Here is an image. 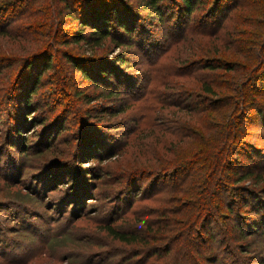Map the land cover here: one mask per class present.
<instances>
[{
    "label": "rangeland",
    "instance_id": "rangeland-1",
    "mask_svg": "<svg viewBox=\"0 0 264 264\" xmlns=\"http://www.w3.org/2000/svg\"><path fill=\"white\" fill-rule=\"evenodd\" d=\"M112 1L135 9L131 44L97 43L90 27L74 40L68 19L55 39L51 0H0V264H264V179L218 171L207 190L212 168L193 161L226 113L210 129L189 105L206 79L231 85L254 64L264 0H199L188 14L156 0L163 21L147 0ZM67 54L112 66L109 84L87 81ZM207 57L237 68L212 71ZM248 130L234 169L264 175V125ZM108 225L137 239H115Z\"/></svg>",
    "mask_w": 264,
    "mask_h": 264
},
{
    "label": "trees",
    "instance_id": "trees-1",
    "mask_svg": "<svg viewBox=\"0 0 264 264\" xmlns=\"http://www.w3.org/2000/svg\"><path fill=\"white\" fill-rule=\"evenodd\" d=\"M112 2V0H51L50 4L58 7L53 9V11H57V14L53 11L51 13L52 21L56 23L58 30L61 27L63 28L66 19L77 22L80 27L74 35V40L77 41L85 38L84 29L90 27L93 30L92 32L96 34L93 38L97 43L109 38L118 47L124 46V44H131L128 41H132L135 32L138 30V17L131 13L135 12V9H131L128 6H123L120 9L116 3ZM179 2L180 6L184 7V12L188 14L195 10L199 0H179ZM120 4L122 5V3ZM145 4L147 8H153L152 11L155 12L159 21H163V9L158 7L156 0H147ZM138 16L140 19L139 14ZM146 20L149 22L147 18ZM200 33L208 35V25L206 23L200 27ZM60 36L59 30L54 37L58 39ZM63 42L68 43L69 41L65 39ZM259 51L253 65L251 62L249 67L240 69L232 61H227L224 58L207 57L203 67L212 71L221 68L225 71H233L237 68V70H241L239 76L243 75L240 76V79L239 76L237 79L233 77V80L229 82L231 85L220 83V87H217L219 77H213L210 80L206 79L201 84L200 93L191 95L190 110L207 114L208 118H210L209 120H211L207 126L210 129L214 128L212 118L218 117V112L223 111L226 113L219 116V120L215 123V130H218L216 144L207 143L208 149L205 150L206 153L202 159L193 161L194 163L201 162L210 165L212 168L208 176L207 190L211 189L210 185L214 182L218 171H220L219 176L225 181L233 178L243 180L251 177L259 185L260 180L264 179L260 169L248 168L244 172H238L234 169V165L240 161V158H243L245 153L243 150L247 144V136L250 134L249 126L259 124V122L264 125V40ZM67 55L68 63L75 66L87 81H92L98 86L101 83L109 84V78L112 74L110 73V68L112 66L102 64L98 65L97 68L96 65L88 64V67H86V65L78 62L77 57L71 54ZM51 59L52 56L47 57L45 59L48 60L46 64H50ZM117 60L121 65L126 64L128 61L124 53L119 55ZM230 189L232 190L233 188L227 187L226 195L228 197L231 195ZM209 196L205 197L207 202H210ZM242 203L245 209L251 207L248 200ZM224 205L225 209L229 211L233 209L229 200ZM262 208H264V203ZM242 226L243 224L240 222V232L243 231ZM255 226L259 228V225ZM262 230L264 231V228ZM106 231L113 238L121 241L132 242L137 239L135 234H129L112 225H108Z\"/></svg>",
    "mask_w": 264,
    "mask_h": 264
}]
</instances>
